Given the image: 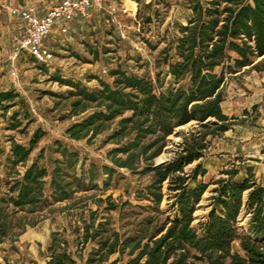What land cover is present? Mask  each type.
<instances>
[{"label":"trees","instance_id":"16d2710c","mask_svg":"<svg viewBox=\"0 0 264 264\" xmlns=\"http://www.w3.org/2000/svg\"><path fill=\"white\" fill-rule=\"evenodd\" d=\"M161 4L142 3L138 18L144 31L164 24L165 13L155 8ZM185 4L187 24L173 23L156 33L155 43L147 41L153 50L160 49L153 76L118 67L110 71V83L94 77L98 86L93 89L52 77L70 89L53 95L58 106L65 102L67 113L60 119H75L67 137L91 145L111 132L105 140L113 146L106 154L108 164L89 161L79 150L56 141L58 157L50 169L42 164L44 151L31 161L45 131L37 130L28 145L11 140L6 178L0 180L7 187L0 195V245L17 242L28 227L77 194L94 192L81 202L87 214H79L75 229L84 264H264V185L252 167L238 159L211 182L199 180L208 173L201 161L213 140L250 117L249 112L245 119L230 117L222 105L232 78L264 72V0ZM19 99L14 90L0 92V107L8 111ZM19 116H12L11 130L22 126ZM193 123V130L182 133L174 156L157 165L169 138ZM122 170L146 181L131 187ZM122 184H127L124 195L116 199L109 194ZM210 187V209L205 220L196 223ZM243 215L248 222L241 226ZM47 255L44 264H78L59 232L52 233ZM4 264L12 263L5 259Z\"/></svg>","mask_w":264,"mask_h":264},{"label":"rangeland","instance_id":"374dc122","mask_svg":"<svg viewBox=\"0 0 264 264\" xmlns=\"http://www.w3.org/2000/svg\"><path fill=\"white\" fill-rule=\"evenodd\" d=\"M45 1L46 4L42 7L45 10L59 2ZM101 1L102 8L96 6L85 18H78L70 23L68 33H62L59 27L54 28L46 45L54 52L55 60L43 66L36 63L27 52L18 51V43L24 35V24L21 19L12 15L11 10L28 7V0H0V92L14 90L20 95L17 106L8 111L0 107V180L6 178L5 159L12 145L11 140L28 145L29 139L39 129L46 134L33 152L31 161L44 151L42 164L51 169L53 159L58 157L54 144L61 141L70 148L79 150L89 161L108 164L106 154L113 146L106 145L105 140L111 132L103 134L91 145L85 141H72L67 137L66 130L75 119H60L67 113L65 102L58 106V99L53 95L67 94L70 89L51 80L52 77L60 75L64 79L82 82L93 89L98 86L94 77L110 83L112 78L109 73L118 67L138 75L153 76L155 59L160 49L153 50L147 41L155 43L156 33L169 26L173 27V23L187 24L190 15L185 0H161L162 4L155 8L159 7L165 13L164 24L152 25L151 32H147L142 29L143 24L138 18V13L142 3L149 4L154 0L136 1L137 11L133 2L135 0ZM111 7L117 9L114 16L110 14ZM124 8L131 12L125 13ZM226 95L229 108L232 109V112H229L226 108L230 115L241 120L245 119L246 112H249L250 117L246 123L236 125L223 137L213 140L206 157L201 161L208 173L205 177H199V180L211 182L219 177L223 168L240 159L245 166L252 167L258 181L264 185V72L238 74L229 81ZM17 112L20 114L22 126L11 130V119ZM193 128L194 123L177 130L180 135L178 138L173 135L169 138L166 152L157 158L155 163L170 160L182 141V133H188ZM120 173L128 177L131 187L146 181H139L124 170ZM0 186L2 195L7 187L4 182L0 183ZM126 188L127 184H122L119 189L110 191L109 194H114L117 199L125 194ZM212 190L213 187H210L204 196L196 213V223L205 220L210 209L209 198L213 194ZM93 193L77 194L72 201L56 206L54 211L44 219L41 218L35 227H28L17 242L8 241L0 245V263L4 264L7 259L12 264H44L47 261V248L52 233L59 232L69 241L70 251L78 264H84L76 246L78 231L75 229L80 225L79 214L83 211L87 214V209H82L81 202ZM77 202L81 203L80 208H73ZM167 203L166 199L163 206ZM89 206L93 210L97 209L92 201ZM240 219H244L240 223L241 226L247 224V215ZM89 250L90 248H87L83 252L84 258Z\"/></svg>","mask_w":264,"mask_h":264},{"label":"built area","instance_id":"2783aa9c","mask_svg":"<svg viewBox=\"0 0 264 264\" xmlns=\"http://www.w3.org/2000/svg\"><path fill=\"white\" fill-rule=\"evenodd\" d=\"M102 8L101 0H61L44 16H38L33 10L14 8L13 16L18 17L24 24V35L18 43V51L27 52L38 64L48 65L55 60V54L46 45V41L55 27L61 32H69V24L78 17H86L94 7ZM117 12L115 7L110 8V14ZM125 13H130L124 8ZM136 13V11H135ZM114 21V19H112Z\"/></svg>","mask_w":264,"mask_h":264},{"label":"crops","instance_id":"0c3cea01","mask_svg":"<svg viewBox=\"0 0 264 264\" xmlns=\"http://www.w3.org/2000/svg\"><path fill=\"white\" fill-rule=\"evenodd\" d=\"M60 1L61 0H59L58 4L60 3ZM45 4H46L45 0L43 2H42V0H28V7H25L24 9L33 10L38 16H44L49 12V10H51L54 6H56V4H55L53 7L49 8V9L46 8V10H45L42 8ZM78 18H85V17H78ZM78 18H76V19H78ZM69 30H70V28H69ZM222 106H223L224 113L231 117L232 115H230L229 112H232V109H231V107L229 108V103L227 102V100L223 103ZM226 108L229 110V112L226 111ZM244 108H246V107H244Z\"/></svg>","mask_w":264,"mask_h":264},{"label":"water","instance_id":"95a60500","mask_svg":"<svg viewBox=\"0 0 264 264\" xmlns=\"http://www.w3.org/2000/svg\"><path fill=\"white\" fill-rule=\"evenodd\" d=\"M181 128H183V127H181ZM180 128V129H181ZM179 130V129H178ZM180 134H179V132L178 131H176V133L174 134V136L175 137H178ZM161 163H163V162H161ZM161 163H159V164H161ZM159 164H157V165H159ZM244 221V219H240V221H239V223H242Z\"/></svg>","mask_w":264,"mask_h":264},{"label":"bare ground","instance_id":"6f19581e","mask_svg":"<svg viewBox=\"0 0 264 264\" xmlns=\"http://www.w3.org/2000/svg\"><path fill=\"white\" fill-rule=\"evenodd\" d=\"M174 136V135H173ZM176 138H178V137H176Z\"/></svg>","mask_w":264,"mask_h":264}]
</instances>
